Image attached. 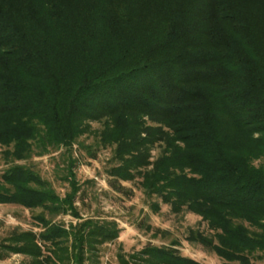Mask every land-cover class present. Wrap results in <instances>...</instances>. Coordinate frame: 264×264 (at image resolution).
Returning <instances> with one entry per match:
<instances>
[{"label": "trees", "instance_id": "obj_1", "mask_svg": "<svg viewBox=\"0 0 264 264\" xmlns=\"http://www.w3.org/2000/svg\"><path fill=\"white\" fill-rule=\"evenodd\" d=\"M93 121L104 125L100 144L115 147L117 180L138 173L173 212L207 222L210 234L191 229L188 241L239 264L264 253V0H0V144L17 160L35 145L72 151ZM73 165L65 197L32 168L10 167L0 204L80 217ZM38 219L44 232H15L7 246L31 264L64 259L42 243L71 236L84 264L94 243L119 236L94 218L72 231ZM177 243L140 255L202 264Z\"/></svg>", "mask_w": 264, "mask_h": 264}, {"label": "rangeland", "instance_id": "obj_2", "mask_svg": "<svg viewBox=\"0 0 264 264\" xmlns=\"http://www.w3.org/2000/svg\"><path fill=\"white\" fill-rule=\"evenodd\" d=\"M103 126L101 121L91 122L90 131L79 138L72 151L61 146L42 152L35 145L32 154L24 160L15 159L9 148L0 144V176L12 166H28L44 179L47 188H52L61 197L73 190L69 164L74 160L75 182L79 186L74 205L80 214L76 217L70 212L57 214L44 208L0 204V264H31L35 261L32 256L12 252L7 246L15 244L11 237L15 232L28 231L37 235L44 232L45 227L39 217H45L51 224L62 225L69 231L87 218L116 225L119 236L111 241L94 243L93 249L86 252L84 264H147L140 255L145 246H170L175 242L178 243L174 246L182 255L202 264H239L226 261L186 239L191 229L210 234L208 224L201 216L188 210L173 212L170 205L146 191L138 173L128 181L117 180L111 174L112 167L118 165L119 160L114 146L99 142V131ZM164 148V143H155L153 158L161 155ZM258 163H264V160ZM156 203L160 209L154 208ZM72 242L71 236L57 245L40 241L44 253L49 254L51 250L64 256L63 260L50 264H75L71 258ZM252 264H264V253H256Z\"/></svg>", "mask_w": 264, "mask_h": 264}]
</instances>
